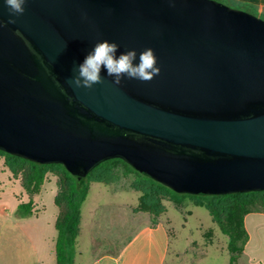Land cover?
I'll list each match as a JSON object with an SVG mask.
<instances>
[{
	"label": "water",
	"instance_id": "water-1",
	"mask_svg": "<svg viewBox=\"0 0 264 264\" xmlns=\"http://www.w3.org/2000/svg\"><path fill=\"white\" fill-rule=\"evenodd\" d=\"M0 2V151L81 181L121 159L183 194L264 191V20L211 0ZM154 50L160 73L76 89L97 41Z\"/></svg>",
	"mask_w": 264,
	"mask_h": 264
},
{
	"label": "rangeland",
	"instance_id": "rangeland-1",
	"mask_svg": "<svg viewBox=\"0 0 264 264\" xmlns=\"http://www.w3.org/2000/svg\"><path fill=\"white\" fill-rule=\"evenodd\" d=\"M118 173L119 179L114 185L94 183L91 186L82 207L83 229L73 264H92L100 254L115 252L140 226L135 209L141 193L131 187L137 176H125L122 166ZM24 177L25 172L13 177L5 168L4 160L0 161V202L7 204L12 217L9 211L6 215L0 211V264H56L48 252L53 250L57 236L55 223L64 208L62 201L57 202L61 195L60 176L48 174L40 195L33 198V215L21 219L17 208L30 201L23 186ZM122 202L131 203L126 211L119 207ZM164 204L167 212L162 220L171 230L167 264H229V238L213 223L205 208L196 207L189 199L182 205L172 201ZM257 214L264 215V210ZM94 219L100 222L93 225Z\"/></svg>",
	"mask_w": 264,
	"mask_h": 264
},
{
	"label": "trees",
	"instance_id": "trees-1",
	"mask_svg": "<svg viewBox=\"0 0 264 264\" xmlns=\"http://www.w3.org/2000/svg\"><path fill=\"white\" fill-rule=\"evenodd\" d=\"M211 1L255 17L258 16L255 8L248 4L236 5L232 0ZM260 18L264 20L263 17ZM1 160H4L5 168L13 177L25 172L23 186L30 196V201L18 206L17 215L21 219L33 215V198L40 195L48 174L53 173L60 176L61 195H59L57 202L62 201L64 208L55 223L57 264H73L74 262V251L82 218L81 207L88 197L91 185L94 183L106 186L114 185L119 179L118 168L120 166L124 168L125 176L128 174L137 176L131 184L132 189L141 193L135 211L149 214L153 225H156L159 218L167 212L164 201H172L177 205H182L184 201L189 199L196 207L205 208L210 213L213 223L229 238V264H239L249 242V234L245 226L246 217L264 210V191L220 196L183 194L140 174L121 159H111L101 163L81 181L61 164H40L3 151H0Z\"/></svg>",
	"mask_w": 264,
	"mask_h": 264
},
{
	"label": "crops",
	"instance_id": "crops-1",
	"mask_svg": "<svg viewBox=\"0 0 264 264\" xmlns=\"http://www.w3.org/2000/svg\"><path fill=\"white\" fill-rule=\"evenodd\" d=\"M232 1L236 5L248 4L253 6L258 14V17L264 18V0ZM7 179L10 181L9 177H7ZM139 197L140 196L138 195L137 204ZM130 205L131 203L129 202H122L119 207L122 211H126ZM6 207V203L0 202V211L2 214L6 215L9 211V215L11 217V211ZM82 207L80 233L76 246L79 245V239L83 229ZM139 217L140 218H138L137 223H139L140 226L130 239L121 245L115 252L107 251L100 254L94 259L92 264H167L171 251V230L167 223L162 220L163 216L159 218L156 225H153L149 214L139 213ZM99 222V219H94L92 221L93 225ZM245 226L249 234V242L246 245L244 254L239 260V264H264V215H248L245 219ZM56 239L57 236L55 238V243L53 244V250L48 253L50 254L49 258L57 264L55 251Z\"/></svg>",
	"mask_w": 264,
	"mask_h": 264
},
{
	"label": "clouds",
	"instance_id": "clouds-1",
	"mask_svg": "<svg viewBox=\"0 0 264 264\" xmlns=\"http://www.w3.org/2000/svg\"><path fill=\"white\" fill-rule=\"evenodd\" d=\"M7 7L9 20L7 24H15V17L25 13V5L29 0H0ZM0 27H3L0 24ZM119 51V45L108 40L97 41L92 50L87 54L82 64L76 66V75L68 80V83L76 89H91L94 85L103 82L101 69H106L107 76L113 77L114 84L120 85L122 78L135 79L140 82H149L160 73L157 66V56L153 49L146 48L139 53L137 51Z\"/></svg>",
	"mask_w": 264,
	"mask_h": 264
}]
</instances>
